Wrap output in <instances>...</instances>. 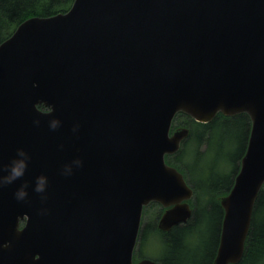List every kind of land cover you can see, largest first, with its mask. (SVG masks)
<instances>
[{"label":"water","instance_id":"1","mask_svg":"<svg viewBox=\"0 0 264 264\" xmlns=\"http://www.w3.org/2000/svg\"><path fill=\"white\" fill-rule=\"evenodd\" d=\"M179 111L250 118L212 262L235 263L264 184V0H73L19 23L0 43V167L26 169L0 186V264H158L132 256L149 202L164 231L191 215L165 160Z\"/></svg>","mask_w":264,"mask_h":264},{"label":"trees","instance_id":"2","mask_svg":"<svg viewBox=\"0 0 264 264\" xmlns=\"http://www.w3.org/2000/svg\"><path fill=\"white\" fill-rule=\"evenodd\" d=\"M73 0H0V43L19 23L32 16H50L65 12ZM47 110L48 107L39 104ZM250 118L245 112L224 115L217 112L207 122H197L179 111L172 128L185 126L188 134L173 154L165 155L168 164L176 167L192 189L187 200L190 217L164 231L157 221L164 208L151 201L142 209L134 260L151 258L158 264H212L219 243L223 209L220 198L227 194L244 154ZM224 167H230L224 171ZM155 239L160 254L146 256V242ZM232 264H264V184L254 202L249 230L241 258Z\"/></svg>","mask_w":264,"mask_h":264},{"label":"clouds","instance_id":"3","mask_svg":"<svg viewBox=\"0 0 264 264\" xmlns=\"http://www.w3.org/2000/svg\"><path fill=\"white\" fill-rule=\"evenodd\" d=\"M24 152L18 151L19 157H24ZM7 170V175H0V186L11 184L24 175L26 169L25 159H13L7 167H0V171ZM46 186V179L43 176L37 177L35 191L43 193ZM27 185H22L15 193L17 199H24L27 196Z\"/></svg>","mask_w":264,"mask_h":264},{"label":"rangeland","instance_id":"4","mask_svg":"<svg viewBox=\"0 0 264 264\" xmlns=\"http://www.w3.org/2000/svg\"><path fill=\"white\" fill-rule=\"evenodd\" d=\"M230 167H224V171H228ZM142 221V218H141ZM146 246L143 248V252L146 256L156 257L160 254L161 246L155 239H149V242L145 243Z\"/></svg>","mask_w":264,"mask_h":264},{"label":"flooded vegetation","instance_id":"5","mask_svg":"<svg viewBox=\"0 0 264 264\" xmlns=\"http://www.w3.org/2000/svg\"><path fill=\"white\" fill-rule=\"evenodd\" d=\"M28 224V215L27 213H24L23 216L19 220V228H24ZM37 256V255H36ZM135 263V261L133 260Z\"/></svg>","mask_w":264,"mask_h":264}]
</instances>
